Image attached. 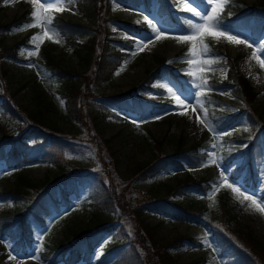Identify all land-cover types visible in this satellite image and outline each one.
Here are the masks:
<instances>
[{"label":"rangeland","instance_id":"374dc122","mask_svg":"<svg viewBox=\"0 0 264 264\" xmlns=\"http://www.w3.org/2000/svg\"><path fill=\"white\" fill-rule=\"evenodd\" d=\"M97 1L94 19L84 16L88 0L85 6L78 0H64L57 6L60 10L39 8L41 0H7L0 5V119L13 138H25V160L18 168L12 170L5 159L0 161V192L21 193L0 198V211H21L23 223L22 227L12 223V231L20 230L17 233L0 228V264H48L41 255L46 256L76 233L89 231L95 234L79 241L80 250L88 256L80 264H116L124 251L133 253V257L131 253L125 255V264H133L135 257V264H159L165 251L177 264H232L223 257L203 220L170 218L153 206L160 201L182 200L171 191L189 175L196 181H207L209 188L200 195L208 199L209 214L217 215L222 208L230 211L234 215L228 223L230 229L253 236L264 247V213L257 208L264 207V152L260 174L253 184L247 181V169L231 177L233 169L241 166L242 155L226 163L236 149H246L255 130L263 139L264 130L249 124L229 88L221 86L231 83L230 61L254 87L257 97L251 106L264 123V67L260 64L264 61V29L256 22L247 26L221 22L212 33L220 31L225 36H216L206 28L191 40L178 42L174 37L190 34V29L172 24L170 15L175 13L178 19L199 23L193 11L205 7L199 0L191 4L173 0L176 5L162 14L159 0L140 8L123 0ZM231 4L252 8L264 5V0H227L216 16L225 15L229 9L225 6ZM34 9L42 20L51 18L49 35H44L42 24L25 27L35 24L31 16ZM229 12L233 16V9ZM57 18L84 26L86 35L64 38L52 27ZM157 21V27L165 31L149 40L151 25ZM33 36L40 39L31 43ZM226 36L242 43L231 42ZM90 40L97 49L93 56L98 54L99 58L88 65L76 50L77 45ZM203 46L208 48L205 55H201ZM13 48L16 59L1 55ZM115 51L129 54L120 66L117 57L111 58ZM103 57L114 61L109 65L110 80L104 78L108 66L100 65L105 62ZM189 57L193 59L189 61ZM48 58L63 71L77 75L80 90L73 98L62 91L61 82L50 73ZM152 73L155 80L151 87L141 86ZM197 83L202 87L197 88ZM214 88L225 103L221 110L226 109L232 116L222 129L213 125L207 111L210 102L206 97ZM128 94L160 107L146 115L125 109L110 112L115 109L114 98ZM184 96L191 103L185 100L178 104L177 99L183 100ZM179 146L190 153L197 148L203 156L192 161L179 154L178 164L161 172L147 170L158 154L176 155ZM52 147L60 149L56 163L45 156ZM221 173L226 177L223 183ZM19 175L35 186L49 180L43 189L46 192L39 194L22 186ZM229 184L257 204L234 193ZM37 215L45 221L38 220ZM107 217L111 219L109 224H105ZM148 226L153 229V239ZM29 230L31 241L21 244V240L16 245L15 241L23 239L22 233ZM96 241L101 245L92 255L90 245Z\"/></svg>","mask_w":264,"mask_h":264},{"label":"trees","instance_id":"16d2710c","mask_svg":"<svg viewBox=\"0 0 264 264\" xmlns=\"http://www.w3.org/2000/svg\"><path fill=\"white\" fill-rule=\"evenodd\" d=\"M5 0H0L1 3ZM87 0H78V4L85 6V2ZM89 3L87 7L85 8L86 12L84 13L85 17H89L91 19H94L97 15V0H88ZM127 4L133 5L135 7H139L144 3L149 4V0H124ZM161 1V9L164 13V9L168 10L171 5H174L175 2L172 0H160ZM228 10L226 14L221 18V21L227 24H235L236 22L240 20H246L248 18H253L256 22V25L259 26V28L264 29V5H258L254 6L252 8H249L244 5L237 4L236 7H234L233 4L228 6ZM230 8L233 9V17H229L228 14H231ZM229 12V13H228ZM98 19V17L96 18ZM170 19H173L176 21V18L171 14ZM180 23H184L183 21H176ZM96 23V22H94ZM185 24V23H184ZM53 26L60 31V33L68 39H72L75 36H84L86 35V30L84 26L80 24H75L70 21H66L64 19L57 18L53 22ZM96 45L93 44V41H88L84 44L77 45L76 54L80 59L85 62L86 64H90L92 60L96 59L98 60L99 56L95 55L93 56V53H96L97 49L95 47ZM15 49L8 51H2V56H11L16 57L15 55ZM111 52V51H110ZM123 53H120L119 51H115V53H111V58L117 57V60L121 59ZM49 61L47 63V68L49 69L50 73L56 76L59 81L62 84V91L66 95H73L71 98L74 97V95L80 90L77 82L76 77L77 75L71 72L63 71L57 64L54 63V61L51 58H48ZM105 62H101V67H107L106 69V75L104 78L110 79L111 71L110 66L113 65L114 61L105 60ZM111 65V66H112ZM230 70L228 72V80L231 81V83H226V86L230 88V92L233 96V99L237 102L238 106H240V113H244L246 118L248 119L249 124L253 128L262 127L260 129L264 130V123L262 121H259L260 118L255 115L254 110L251 106L253 102H255L257 93L255 92L254 87L242 76H240L236 70L235 66L232 62L229 61ZM1 70V69H0ZM154 79L153 74L149 76V78L146 80L147 84H151ZM218 93L216 91H210L209 95L206 97V100L209 102H212L213 107L210 110V114L212 117L213 123L217 126H226L229 124V119L231 116L227 114L225 111H220L224 103L217 97ZM119 102L127 103L129 108L132 110H140L145 113L152 112L155 108H157V105H151L145 102H142L140 100H136L134 98H128L127 96H122L117 99ZM220 106V107H219ZM127 107V109H129ZM144 113V114H145ZM41 121V120H39ZM9 129L7 128V125L5 122H2L0 119V161L5 159L7 165L13 169L18 166L19 163L23 161V157L25 156V142L24 138L18 137L17 139L13 138V134L10 133L9 135ZM7 145L10 146V148L7 150ZM54 149V148H53ZM53 149H49L46 152L47 157L49 160L51 159L56 163L58 160V156L60 153L54 151ZM197 149V148H196ZM195 151L193 153L186 152L182 149L181 146L178 147V153L176 155H166L162 156V154H158L157 159L151 163L148 167V171H158L161 172L162 170L167 169L171 164H178L177 160L181 159L179 154H184L186 158L194 161V158H199L203 156L199 153V151ZM23 151V152H22ZM264 151V138L260 140L259 136V130H255L254 133L251 135V137L248 140V145L245 150H243V157L245 159L244 165L247 166L248 170V180L256 182L257 177L259 175V170L262 163V153ZM157 172V173H158ZM18 179L20 181V184L23 186L26 185L28 188L35 189L39 194L43 189L47 186V183H44L42 186H35L27 181H24L22 179V176L19 175ZM207 181H196L193 179L190 175L186 177L185 180L181 181L179 185L176 187V189H173L171 192L176 197L182 196V200H177L175 202H170L169 200L166 201H160L156 202L154 205H159L160 208L163 210L164 214L167 216H173L178 217L181 216L183 218L189 217L194 218L197 221H200L202 218L201 216H204L205 224L209 226L211 229L213 235L217 238L218 244L220 245L223 252H225L226 255H229L230 258H233L231 260L232 264H264V247L258 243V241L253 236H246L245 234H242L240 232H237L235 230L230 229L228 223H231L233 221L234 215L231 214L228 210H220L217 215L209 214L208 213V199L206 196H201L200 194L205 193L206 190L209 188L207 186ZM44 186V187H43ZM194 190L195 192L189 193L190 191ZM45 191L42 192V194ZM21 194L19 190H17L16 193L11 192H0V198H13L16 195ZM47 211H49V208L44 207ZM138 213H142L138 210ZM22 215L21 211L18 214H13L11 212H5L0 211V228L4 231H10L11 225L14 222H20V216ZM3 220H9L10 223H5ZM4 224H3V223ZM27 227V224L24 225ZM151 239L153 229L151 227L146 228ZM13 232V231H12ZM17 232V231H15ZM90 232V231H89ZM88 233V232H87ZM87 233H76L72 239H70L67 242H62V244L58 247V249H68L71 247H77L79 240L83 239V235L86 236ZM15 236L17 234H14ZM14 236V237H15ZM57 250V249H56ZM56 252V251H55ZM52 253L53 255L55 254ZM52 254H46L47 257H45V260H48ZM57 254V252H56ZM76 261V260H75ZM161 261L163 264H177V261L174 260L168 252L165 251L163 255L161 256ZM161 261L159 264H161Z\"/></svg>","mask_w":264,"mask_h":264},{"label":"snow or ice","instance_id":"6c2138e0","mask_svg":"<svg viewBox=\"0 0 264 264\" xmlns=\"http://www.w3.org/2000/svg\"><path fill=\"white\" fill-rule=\"evenodd\" d=\"M64 2V0H41L40 4H39V8L41 9H52V8H57L58 5H61ZM227 2V0H199V3L204 4L205 7L202 8L200 11H194V16L196 18L199 19V23H193L192 21H187L188 23V27L190 29V34H183V35H176L174 38L180 42V41H185V40H191L193 37L197 36L202 30L206 29L212 33V29H218L220 26L219 23V18L216 16L217 10L218 9H222L224 4ZM33 3H35V0H33ZM187 3L191 4L192 0H187ZM210 6V10L209 9ZM57 10H60L57 8ZM31 16L33 18V20L35 21V24H28L25 27H33L36 24H42L45 27V32L44 35H49L50 32H52V29L50 27L51 25V18H47V19H41L40 15L38 14V12L34 9L33 12L31 13ZM157 24H159V22L157 21L156 24H152V36L149 37V40H151L152 38H159L161 33H164L165 29L163 28H158ZM20 29H18L19 31ZM216 36H225V33L220 32V31H216L215 33H212ZM52 37L49 36V39H51ZM226 39H228L231 42H234L236 44L242 43V41L240 40H236L234 39V37L232 36H226ZM40 37L39 36H33L32 38H30V42L31 43H35L37 40H39ZM143 46V45H141ZM252 45H249V47H251ZM38 47V46H37ZM208 52V48L207 46H203L202 47V52L201 55H205ZM191 59H193V57H189V61H191ZM173 61H169V63H172ZM260 64L262 67H264V61H260ZM206 86V85H205ZM197 88H201L202 85L197 83L196 84ZM171 91V90H170ZM180 90L177 89V92H179ZM187 100L189 103H191V100L189 99L188 96H184L183 100L181 99H177V103L178 104H183V102ZM159 118V117H157ZM226 179V177L224 176V173H221V181L220 183H223V181ZM235 183V182H233ZM230 188H232V191L234 193H239V196H243L245 200H252V204H257V202L255 200L252 199L251 196H245L244 192L241 191L239 188L236 187H232V184L228 185ZM216 187H218V185L214 186L213 191L215 192ZM238 198V197H237ZM241 203H243V201H241ZM258 210L261 213H264V207L257 205ZM11 259H16L15 257H11Z\"/></svg>","mask_w":264,"mask_h":264}]
</instances>
